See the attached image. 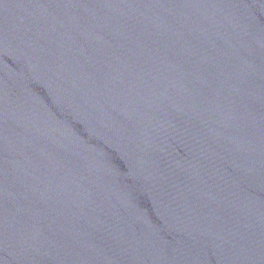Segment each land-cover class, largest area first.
Segmentation results:
<instances>
[{
	"label": "water",
	"instance_id": "water-1",
	"mask_svg": "<svg viewBox=\"0 0 264 264\" xmlns=\"http://www.w3.org/2000/svg\"><path fill=\"white\" fill-rule=\"evenodd\" d=\"M0 264H264V0H0Z\"/></svg>",
	"mask_w": 264,
	"mask_h": 264
}]
</instances>
